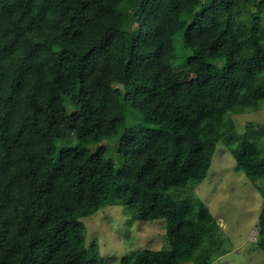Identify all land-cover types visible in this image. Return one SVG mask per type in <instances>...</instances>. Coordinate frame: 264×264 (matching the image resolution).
<instances>
[{
    "label": "trees",
    "instance_id": "obj_1",
    "mask_svg": "<svg viewBox=\"0 0 264 264\" xmlns=\"http://www.w3.org/2000/svg\"><path fill=\"white\" fill-rule=\"evenodd\" d=\"M263 103L264 0H0V264H106L81 218L108 204L170 246L120 264H210L227 241L193 189ZM228 150L264 178V143ZM256 225L264 250V198Z\"/></svg>",
    "mask_w": 264,
    "mask_h": 264
},
{
    "label": "rangeland",
    "instance_id": "obj_2",
    "mask_svg": "<svg viewBox=\"0 0 264 264\" xmlns=\"http://www.w3.org/2000/svg\"><path fill=\"white\" fill-rule=\"evenodd\" d=\"M248 3L243 1L242 6ZM182 63L183 58L175 60L174 66L180 86L186 88L194 83L195 74L192 69H183ZM217 73L223 70L218 68ZM230 117L236 129L217 143L206 177L193 189L216 218L227 241L228 250L210 264H264L256 225L264 198V178L249 181L228 150L229 143L244 136L264 143V103L258 109L231 112ZM81 220L87 245L95 238L106 264H120L122 256L137 249L170 247L162 219L131 220L125 205L108 204Z\"/></svg>",
    "mask_w": 264,
    "mask_h": 264
}]
</instances>
